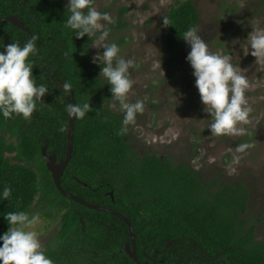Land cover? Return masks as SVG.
Here are the masks:
<instances>
[{
  "label": "trees",
  "instance_id": "obj_1",
  "mask_svg": "<svg viewBox=\"0 0 264 264\" xmlns=\"http://www.w3.org/2000/svg\"><path fill=\"white\" fill-rule=\"evenodd\" d=\"M67 6L63 0H0V16L15 15L31 31L0 23V52L6 37L23 47L36 35L37 52L27 62L33 65L35 85L49 89L44 103L37 101L30 120L16 114L5 119L0 112V236L9 228L5 214L25 211L31 217L40 195L56 212L63 208L59 231L43 248L54 264H138L122 250L131 244L128 225L109 212L62 195L42 157L44 145L58 159L66 155L65 107L72 104L73 92L75 102H89L92 111L75 120L73 152L62 186L128 216L140 262L264 264V240L255 239V229L248 223L249 190L243 182L203 181L189 163H173L158 154L139 155L128 141V130L117 134L125 115L109 109L113 97L111 85L100 75L104 64L92 60L91 44L100 33L77 38L74 30L64 27L70 15ZM128 9L123 7L121 14ZM166 17L170 21L165 26L166 46L174 51L184 32L198 24L199 10L191 0H178ZM126 26L115 22L107 28ZM64 82L72 85L69 93L62 90ZM61 126L64 132L58 131ZM5 186L12 189L9 200L2 198Z\"/></svg>",
  "mask_w": 264,
  "mask_h": 264
},
{
  "label": "rangeland",
  "instance_id": "obj_2",
  "mask_svg": "<svg viewBox=\"0 0 264 264\" xmlns=\"http://www.w3.org/2000/svg\"><path fill=\"white\" fill-rule=\"evenodd\" d=\"M63 1L69 4V0ZM176 1L178 0H143L137 6L135 0H96L93 5L101 13H109L116 23L128 25L123 29L111 30L104 41L107 44L116 43L120 48L119 57L133 60L135 64V67L129 69V78L134 83L127 102L142 100L145 103V110L142 114H137L135 124L128 125V141L139 155L158 154L169 157L173 163H189L203 181H242L251 191L246 214L248 223L255 229V239L264 240V87L259 89L260 83L252 84L249 94L245 92L252 108L250 123L243 125L245 135L212 136L208 127L212 117L204 111L199 91L197 93L193 89V75H188L184 66L173 71L167 68L169 53L163 39V17H166ZM192 1L197 4L201 14V21L197 26L198 35L202 36L213 53L216 42L229 40L226 50L233 54L231 62L240 60L241 64L237 68L245 74L253 64L248 57L251 56L252 49L249 44L243 45V36H240L241 44L237 46L238 40H234L232 28L242 26L243 32L250 24L264 29V17H251L245 21L249 14L264 10L260 1L238 0L235 16L227 13L221 0ZM123 7L129 9L121 14ZM102 23L105 27L110 25L104 21ZM187 45L189 44L184 39L178 49L186 48ZM241 49L245 53L243 58L240 56ZM92 50V58L102 56L104 51L102 47H93ZM94 63L101 65L103 61ZM259 70H256L252 80L257 77ZM257 88L261 91H257ZM254 89L256 91L253 92ZM118 103L112 98L109 109L125 115ZM257 130L258 138L255 137ZM6 137L10 139L9 134ZM244 143L254 147L247 149L245 153H237L236 146ZM235 156L241 157L239 163H233ZM32 210V213L39 214L40 219L29 230L38 233V239L44 248L59 231L63 208L56 212L49 207L46 199H41L38 195Z\"/></svg>",
  "mask_w": 264,
  "mask_h": 264
},
{
  "label": "clouds",
  "instance_id": "obj_3",
  "mask_svg": "<svg viewBox=\"0 0 264 264\" xmlns=\"http://www.w3.org/2000/svg\"><path fill=\"white\" fill-rule=\"evenodd\" d=\"M135 2L139 6L143 0H135ZM93 5L94 0H69L67 10L70 15L64 27L74 30L77 38H83L85 34L92 38L100 33L91 46L102 47L104 51L102 56H93L92 59L93 62L103 61L104 66L100 75L111 85L112 97L119 102L121 110L125 112L122 127L117 133L124 135L128 125L135 124L137 114L144 112L145 103L142 100H137L135 103L127 102L134 83L129 78V69L135 67V64L133 60L119 57L120 48L116 43H104L110 29L105 27L102 21L107 24H115L116 21L109 13H101ZM85 9H87L86 13ZM163 24L170 25L167 17H163ZM249 37L251 55L256 58V63L264 65V29H254ZM183 38L191 47L186 59L194 70L195 85L205 106L204 111L212 117L208 126L211 135L217 137L245 135L246 129L243 125L250 123L249 115L252 112L245 92L253 86L231 63L230 56L209 51L208 44L198 35L196 27H190L185 31ZM37 39L38 37L33 35L23 47L18 42L8 43L5 45V52H0V112L5 119L16 114L22 115L25 120H30L36 110L37 101L44 103L43 97L49 89L43 84L39 87L35 85L32 79L33 65L27 62L30 54L35 55L37 52ZM62 90L64 93H69L72 90L71 83L64 82ZM65 111L69 118L83 119L92 108L89 102L82 105L68 103ZM58 131L64 132V126ZM252 147L254 145L244 143L237 145L235 151L245 153ZM240 159V156H235L233 163H239ZM11 193V187L5 186L2 198L9 200ZM5 219L9 223V228L0 236V240L3 241L0 246L2 264H54V261L45 255L38 233L29 230L39 222V214L30 217L25 211L8 212L5 214Z\"/></svg>",
  "mask_w": 264,
  "mask_h": 264
},
{
  "label": "flooded vegetation",
  "instance_id": "obj_4",
  "mask_svg": "<svg viewBox=\"0 0 264 264\" xmlns=\"http://www.w3.org/2000/svg\"><path fill=\"white\" fill-rule=\"evenodd\" d=\"M192 1V0H191ZM260 1V4L264 7V0H259ZM195 5H196V7H197V4L194 2V1H192ZM221 3H223L225 6H226V10H227V13H230L231 14V16H235V14L237 13V9H236V11H232V8H237V5H236V3L237 2H239L238 0H221L220 1ZM95 3V2H94ZM228 3H231L232 5H230V4H228ZM198 8V7H197ZM199 10V9H198ZM256 16H261V17H264V10H262V12H259V13H256V12H254V13H251V14H249V16L245 19V21L246 20H248L249 18H251V17H256ZM17 17V16H16ZM200 21H201V14H200V11H199V22H198V24L196 25V28H197V26L200 24ZM164 25V24H163ZM127 27V26H126ZM125 27V28H126ZM213 27V26H212ZM211 29V31H213L214 33L216 32V30L215 29H213V28H210ZM254 29H258V27L257 26H252V25H250L249 24V26H247L246 28H245V30L242 32V26H238V25H236V26H234L233 28H232V32H233V34H234V36H235V39L234 40H238V42H237V46L238 45H240L241 44V39H240V36H243V40H242V43H243V45L245 46V45H247V44H249L250 45V37H249V34L254 30ZM259 29H261V27H259ZM230 33H231V30H230ZM225 35H228L227 33H225ZM231 35V34H230ZM201 38H202V36H201ZM163 39L165 40V44H166V38H165V26L163 27ZM184 40V39H183ZM182 40V41H183ZM182 41H180V42H182ZM229 41V40H228ZM228 41L225 39V40H221V41H219V42H216V45H215V47L212 49L215 53H220L221 55H227V56H230V57H232L233 56V54H232V52H229V51H227L226 49L228 48ZM180 42L178 43V45H177V47H176V49L174 50V51H169L168 50V48H167V46H166V50L168 51V53H169V55H168V59L166 60V64H167V68L168 69H170V71H173V70H175V69H178L180 66H184V69L186 70V72L188 73V75H193V68L191 67V64H190V62L189 61H187V59H186V57H187V55H188V53L190 52V50H191V47H190V45H187V47L186 48H182L181 50L180 49H178V46H179V44H180ZM209 51H210V49H209ZM211 52V51H210ZM92 55H93V53H92ZM247 55V54H246ZM240 56H241V58H243L244 56H245V53H244V49H241L240 50ZM248 56V55H247ZM249 57V60H251L252 61V67L245 73V74H243V73H241V74H243V75H245L246 76V78L248 79V81H249V83H250V85H252V84H261V87L259 88V89H262V87H264L263 86V83H264V65H262V64H258V63H256V58L255 57H253L252 55L251 56H248ZM170 60H172V64L170 65L169 64V61ZM234 66H236V67H238L240 64H241V61L240 60H236V61H232L231 62ZM95 70H96V68H94ZM257 69H260L259 70V72L256 74L257 75V77L255 78V79H253L252 80V76L253 75H255V73H256V70ZM240 71V70H239ZM193 77H194V82L196 81V77L193 75ZM191 84V83H190ZM194 85V90H196V92L198 93V89H197V87H196V85H195V83L193 84ZM258 89V88H257ZM257 90V91H261V90ZM253 92L254 91H256V89H254V90H252ZM246 94H249V90L248 91H246ZM263 94V93H262ZM196 95L197 94H195L194 95V97H196ZM259 130V129H258ZM258 130H257V132H256V138H258L259 137V133H258ZM170 159V158H169ZM200 176V175H199ZM201 177V176H200ZM219 182V181H218ZM226 182H229V183H232V184H236V183H238V182H242V181H236V182H233V181H226ZM219 183H223V181L222 182H219ZM245 185V184H244ZM219 186V184H217L216 186H215V188H217ZM246 186V185H245ZM247 187V186H246ZM248 188V187H247ZM248 190H249V198H248V203H247V207H248V204H249V200H250V197H251V195H250V189L248 188ZM128 217V216H127Z\"/></svg>",
  "mask_w": 264,
  "mask_h": 264
},
{
  "label": "water",
  "instance_id": "obj_5",
  "mask_svg": "<svg viewBox=\"0 0 264 264\" xmlns=\"http://www.w3.org/2000/svg\"><path fill=\"white\" fill-rule=\"evenodd\" d=\"M3 22H9L13 26L19 27L31 34V31L28 26H26L18 17L15 15H8L6 17L0 16V23ZM32 36V35H31ZM9 43V37H6L5 43L3 45L2 51L5 52V45ZM72 104L75 105V99H74V93L72 92ZM75 118H69V126H68V140H67V152L64 158L58 159L56 153H48L47 146L44 145L41 149L42 157L45 161L46 167L51 173V176L53 178V182L56 186V188L61 192L62 195H64L66 198L72 199L84 206H87L91 209L98 210V211H104L109 212L118 218L122 219L129 227V234L131 237V244L129 242L126 243L125 247L122 248L124 252H126L133 260H135L138 264H143L139 261L138 255H137V248H136V239H135V233H134V227L129 217L122 214L121 212L117 211L116 209H113L109 206L101 205L98 203L90 202L81 196L74 194L72 192L66 191L61 183L62 175L72 157L73 152V139H74V128H75ZM111 197L114 196L113 190L109 192ZM171 244V241H169L168 245Z\"/></svg>",
  "mask_w": 264,
  "mask_h": 264
}]
</instances>
